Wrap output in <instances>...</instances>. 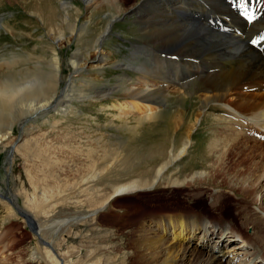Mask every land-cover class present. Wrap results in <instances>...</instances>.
Segmentation results:
<instances>
[{
    "label": "rangeland",
    "instance_id": "1",
    "mask_svg": "<svg viewBox=\"0 0 264 264\" xmlns=\"http://www.w3.org/2000/svg\"><path fill=\"white\" fill-rule=\"evenodd\" d=\"M63 1L68 3L65 9ZM139 1L126 0L123 11L118 13L106 3L87 8L86 0H0V63L12 61L11 67L3 66L0 79L17 82L42 71L46 73L52 70L54 56L58 57V89L51 101L24 117L16 116L10 130L7 118L0 122V193L9 197L14 194L21 209L33 215L42 228L40 236L37 229V234L32 233L24 219L0 196V264H53V258L46 254L49 250V255L55 256L52 249L69 261L67 264H83L88 258L90 261L99 258V264H103L106 257L92 250L108 244L117 246L115 262L119 263L131 251L125 245L127 233L130 227L139 226L140 217H146L142 219L141 229L148 231V227H152L165 236L167 231L159 230L160 225L168 219L178 223L179 211L199 212L215 226L197 221L198 227L192 233L199 230L209 237L215 230L214 235L229 234V238L237 235L226 243L228 255L222 249V236L219 238V235L216 248L210 243L193 246L189 243L190 237L178 235L165 237L169 242L208 258L221 257L220 252L224 256L221 259L233 258L237 264H242L239 260L243 255L244 260L258 257L254 262L264 264V161L261 159L264 156H257L254 165L244 158L245 152L237 153L225 160L222 171L217 172L216 156L206 150L212 133L224 134V129L220 124L218 130H213L211 110L202 113L191 131L186 153L174 159L152 188L115 196L102 207L98 204L116 185L135 179L150 181L157 167L183 145L201 105L196 96L200 89L195 90L201 85L200 81L195 77L192 85L181 92L177 86L178 70L169 72V77L161 73L166 80L156 77V73L155 79L149 76V83L163 85L168 94L165 102H153V98L142 101L154 107L150 113L119 114L122 105L119 103L130 100L124 87L112 89L108 94L100 90L102 83L115 86L119 75L125 77L123 81H127V86L136 83L139 71L135 67L140 62L147 65V56H159L162 52L178 57L177 43L171 45L168 39L163 43L153 41L135 21L137 14L131 9L143 13L147 8H139ZM175 1L152 0L148 15H157V19L167 21L166 17H171L168 8ZM177 11L174 9L172 14L176 20ZM108 24L111 25L110 33L101 45L108 56L106 62L94 68L99 57L93 51L95 40ZM137 46L141 50L136 52L134 59L131 47ZM149 47L156 50L151 51ZM73 57L86 58L85 67L76 73L71 65ZM158 58L159 63L154 58L151 63L159 70L178 66V60L161 55ZM187 90L194 93L189 94ZM225 102L229 104L228 100ZM178 117H181L179 123ZM247 138L254 140L253 136ZM10 148L13 154L7 162ZM249 169L256 172L248 173ZM250 183L257 185V191L246 198L240 190ZM6 188L11 190L10 194L5 192ZM222 200L225 202H218ZM246 209L253 213L247 215L242 224L237 211L244 216ZM92 210L97 212L93 219L89 214ZM138 213L137 218L135 214ZM83 216L86 218L82 219ZM62 218H74V222L57 230ZM253 218L259 221L251 223ZM214 219H224V222L214 223ZM185 221L191 225L195 223L191 219ZM113 235L115 238L108 241ZM46 242L51 244L47 246ZM236 242L243 246L233 249L231 245ZM85 249L94 254L86 257Z\"/></svg>",
    "mask_w": 264,
    "mask_h": 264
},
{
    "label": "bare ground",
    "instance_id": "2",
    "mask_svg": "<svg viewBox=\"0 0 264 264\" xmlns=\"http://www.w3.org/2000/svg\"><path fill=\"white\" fill-rule=\"evenodd\" d=\"M151 1L152 0L139 1V8L144 9L145 7H147L143 13L137 12V9H131L133 4L128 8L137 14L135 21L141 24V29L144 31V33L150 35L153 41L157 43H163V41L165 42V40L168 39L170 40L169 42L171 43V45L172 42L174 44L177 43L175 45L177 47L176 49H178V66L176 65L171 69L164 68L163 70H159L157 65L149 66V64L146 65L143 62H140L139 64L137 63L138 65H136L135 67L137 71H139V75L136 77V83L134 82L135 84L133 83L131 85L128 83L129 86H127V81H123L125 77L119 75L118 83L115 84V86H112V84L110 85L101 82L103 84H101V87L103 88H101L100 90L102 91V93L108 94V92H111L112 89H119L121 87H124V91L128 94V98H130V100L124 101V103H119V105L122 104L119 107V114L126 115L129 113H150L153 111L154 107L148 104L149 102L145 103L142 101H147L150 98H153V102H165L168 94L165 93L166 90H164L163 88L166 89V87H164L163 85L159 86L158 84L156 85L149 83V76H152V78L155 79V77L153 76L154 73H156V75H158L156 77L166 80V78L161 76V73L165 77H169V72H176L178 70V80H176L178 81L177 86L179 91L184 92L189 88L190 84L192 85V83L194 82V79L190 77H188L190 81L181 82L186 73L195 74L196 79L198 78V80L200 81L201 85L195 87V90L200 89V92L195 91L197 93V95H195L200 99L201 105L198 111H196L195 123L190 126V130L189 132H187L186 139L183 145L176 153L171 152L170 157L162 162L159 167H157L154 177L150 181L135 179L132 181L124 182L120 185H116L115 187H113L111 194L106 199L99 201V203L97 202L101 207L115 196L129 194L140 189L152 188L156 184L157 179L161 177L163 172L174 161V159H178L186 153L190 143V133L197 125L198 121L200 120V116L202 115V113H204L205 110H211L209 112L214 115L213 120L210 121V124H215V128L213 130H218V126L220 124L224 129V134L220 133L219 131L213 132L212 130V140H210L211 143L206 150V152L216 156L215 163L219 164L217 172L222 171L221 166L225 160L236 156L237 153L245 152L244 158L249 160L254 165L257 164V162L254 160L257 156H259L260 154L264 156V141H261L262 139L257 141L258 139L255 138V134L258 133L256 132L257 129L260 130L259 133L263 132L264 134V51L260 52L259 50L250 47L247 42V40L253 33L264 28V0H258L259 9L263 10L262 17L257 22H253L248 26H244L233 15L232 11L227 8L224 0H178V2L176 0L175 3H173V6L168 8V14H171V17H166L167 21L165 19H157V15H148L150 12V7L153 6L151 5L153 4ZM124 2H126V0H86L85 4L87 8H96L102 3H106L109 6L117 9L119 13L121 10L123 11V8L125 7L124 6L122 8ZM67 5V2H62V7L64 9L67 7ZM139 8L138 11L140 10ZM174 9L178 10V20H176L175 17L172 16V14H174ZM222 17H230L227 21V26L233 31L223 33L211 24L212 21L217 22V20H221ZM110 27L111 25H109L103 33L101 32L102 34L95 40L96 45L94 44L95 48L93 47V51L95 50L99 57L97 58L98 62L96 64H93L92 66L94 68L100 67L108 56L106 55L104 50H102L101 45L106 36H108V34L110 33ZM237 27L240 29V32L237 31ZM241 28H243L244 31H241ZM62 37L63 36H60L59 38ZM165 46H163L162 48L166 49ZM138 48H134V50L132 51V53L134 54H132V57H134V59L136 58V52L139 51ZM149 48V50L151 51L156 50L154 47ZM165 52L167 51L165 50ZM73 58L74 59L71 60V65L75 69V71L73 72L76 73L81 68L85 67L86 58ZM152 58L157 59V61L159 59L158 57ZM11 62L12 61L10 60L1 61L0 72L3 69V66H7V68L11 67ZM6 64H9V66ZM117 66H120V63H118ZM51 67L52 70L46 73L42 71L35 74L34 76L32 75L27 79H23L17 82L0 79V122L3 118H7L10 121V125L8 126L9 130L12 128V123L16 116L24 117L29 111L40 110L51 101L53 95L58 89L57 56H54L53 61L51 62ZM183 68L187 70L186 73L183 72ZM80 75L82 74L80 73ZM127 80L130 79L128 78ZM186 92L189 94L194 93V91L191 90H187ZM225 100H228L229 104H225L228 103L225 102ZM124 106L127 108L123 109ZM180 118L178 117V120H176L178 123L181 121ZM251 136H253V141H249V139L247 138ZM250 143L253 145H249ZM258 148L261 149L260 152H258ZM254 150L256 153L253 152ZM9 151L11 152L12 156L13 148H11ZM261 159L262 161H264V157ZM7 162H9L8 157ZM210 164L213 167H216L215 164ZM249 172L251 174H254L256 170L249 169L248 173ZM200 176H202V173L200 174ZM173 182L177 183L176 181ZM180 183H182V181H178V184ZM230 187L232 188V190L235 189V187L233 186ZM8 190L10 194L11 190L9 188ZM240 191H243L242 193L244 197H252L251 194L257 191V185L250 183V185L241 188ZM11 195L12 199L17 203L15 195ZM42 195L44 194L42 193ZM218 202L224 203L225 201L222 200ZM17 206V209H14L18 213V215H20V212L28 215L31 220L35 222V230H33L34 234L38 233L40 236L42 228L39 226L38 221L34 218L33 215L30 216V213H28L27 210H25L24 208L21 209L18 203ZM212 206H215V204H212ZM245 206H242L241 208L244 209ZM96 210H92L89 212L90 216H92V219L97 213L95 212ZM245 212L246 215L243 216L240 211H237L238 216H241L239 220H241L240 223L242 222V224L245 223V217L247 215L250 216L253 213L250 209H246ZM139 214L140 213L135 214V216H137L138 218ZM205 216L201 215V213L199 212L179 211L178 216L176 217H178L181 221L178 220L177 223L172 219H168L166 221L167 224L163 223L160 225L159 230L167 231V233L165 232V236L157 233L152 227H148V231L141 229L140 225L142 223V219H145L146 217H140L138 219L139 226L135 225V227H130L131 229L127 233V242H125V245L131 251L129 254L123 256V258L120 259L119 263L115 262V257H117L116 245H101L103 248L99 246L92 251H96L95 253H99L101 257H106V262H103V264H182V262H184V264H237L234 262L233 258L221 259L224 258V256L220 252L219 254H221V257L217 255L208 258L206 256H203L201 253H197L195 251H187L181 246H177L169 242L165 238L168 235H178V237H190L192 240L189 243H191L193 246L210 243L211 245L213 244V248L219 247V239H215V241H212L215 230H213V235H210L209 237H205L203 231L199 230L192 233L195 230V227H198V224L196 223L197 221H199L202 225L209 223L213 227H215L214 224L211 223ZM255 216L259 215L256 214ZM85 218L86 217L84 216L82 217V219ZM187 219L195 220V223L191 225L185 221ZM258 221L259 220L253 218L251 223ZM71 222H74V218H62V220L58 222L57 230L62 226L68 225ZM213 222H224V219H214ZM263 223L264 218L262 224ZM36 229L38 230L37 233ZM235 232L239 234L241 233L239 231ZM249 236H251L252 238V235ZM220 237L222 238V241L230 239L229 234L224 235L223 233H219V238ZM105 238H107V236H103V239ZM114 238L115 237L113 235V237L109 238L108 241L113 240ZM253 243L256 244V241H254ZM45 244L49 246L51 242H46ZM242 246L243 245L238 242L234 244L232 248L239 249ZM52 250L55 252V256H53L52 254L49 255V250L46 251V254L47 257L53 258V264H67L69 262H67L64 257L60 256V254H58L54 249ZM220 250L223 252L222 249ZM92 251L88 252V249H85L84 254L86 255V257H90L91 254H94ZM257 258L258 257H254L251 261L244 260L242 264H252L251 262H253V264H257L256 262H254V260ZM131 261L133 263H131ZM99 262V258L97 259V261H90L88 258L82 263L99 264Z\"/></svg>",
    "mask_w": 264,
    "mask_h": 264
},
{
    "label": "water",
    "instance_id": "3",
    "mask_svg": "<svg viewBox=\"0 0 264 264\" xmlns=\"http://www.w3.org/2000/svg\"><path fill=\"white\" fill-rule=\"evenodd\" d=\"M11 149V148H10ZM9 149V150H10ZM7 155V157H8V160H9V162H10V160H11V158L10 157H12L11 156V152L10 151H8V153L6 154ZM7 186H8V183H7ZM5 192L6 193H9V190H8V188H6L5 189ZM0 196L1 197H3V198H5L6 200H7V202L13 207V208H15V209H17V203L12 199V197H9V196H7V195H3L2 193H0ZM21 216H23L22 218L25 220V222H26V225L28 226V228L33 232V230H35V224H34V222L31 220V218L28 216V215H26V214H24V213H19Z\"/></svg>",
    "mask_w": 264,
    "mask_h": 264
},
{
    "label": "snow or ice",
    "instance_id": "4",
    "mask_svg": "<svg viewBox=\"0 0 264 264\" xmlns=\"http://www.w3.org/2000/svg\"><path fill=\"white\" fill-rule=\"evenodd\" d=\"M242 15H246L249 21H251V20L253 19L251 13H242ZM262 39H264V38H262ZM252 43H253V44H256V43H258V41L253 40Z\"/></svg>",
    "mask_w": 264,
    "mask_h": 264
}]
</instances>
